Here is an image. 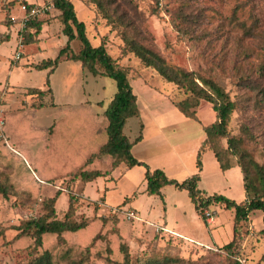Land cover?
<instances>
[{"label":"rangeland","instance_id":"rangeland-1","mask_svg":"<svg viewBox=\"0 0 264 264\" xmlns=\"http://www.w3.org/2000/svg\"><path fill=\"white\" fill-rule=\"evenodd\" d=\"M51 1L23 0L45 6ZM71 2L91 45L103 44L107 54L129 70L139 117L128 119L123 133L142 165H120L88 183L74 177L89 151L107 140L99 133L116 84L64 56L50 75L35 69L41 61L54 60L67 43L56 10L31 20L18 34L10 30L0 43V109L10 145L0 142V177L12 187L6 198L0 195V264H28L44 250L51 252L54 264H264L260 210L233 232L234 211L222 205L208 207L215 215L209 225L186 190L167 185L158 196L144 192L148 168L162 170L177 182L198 175L197 188L207 196L218 194L238 204L245 200L235 158H230V169L221 171L212 152L205 151L199 157L201 170L196 167L203 127L215 120L211 104L199 103L197 121L184 117L173 105L184 99V92L125 48L119 19L124 15L139 30L133 34L136 39L167 64L211 78L228 93L236 106L229 136L247 126L253 139L246 148L264 165V0H99L102 9L88 0ZM18 3L0 0V40L19 24L11 20L22 14ZM179 10L182 16L197 15V23L182 21ZM30 23L41 24L37 37L33 29L26 32ZM69 47L77 53L81 44L74 40ZM34 88L43 93L33 94ZM221 144L226 147V140ZM50 202L54 218L84 223V231L62 239L43 237L42 246L35 247L22 228L28 220L47 216ZM108 207L137 211L139 220L107 213ZM232 240V249L225 250Z\"/></svg>","mask_w":264,"mask_h":264},{"label":"trees","instance_id":"trees-1","mask_svg":"<svg viewBox=\"0 0 264 264\" xmlns=\"http://www.w3.org/2000/svg\"><path fill=\"white\" fill-rule=\"evenodd\" d=\"M88 1L95 4L98 9H102L99 0ZM24 3L26 4V2ZM51 3L54 10L58 12L57 19L62 25V33L66 36L67 43L65 47L59 50V55L54 60L47 59L41 61L35 69L39 71L48 70V75H50L55 70L60 58L64 56L65 61L78 62L82 70H87L94 76L108 77L116 84V92L103 113L104 127L101 128V133H99H105L107 140L101 145H97L98 148L96 150L89 151L82 160V164L78 167L79 169L74 173V177H79L80 180L88 183L109 175L110 170L113 171L120 165L127 168L142 165L141 162H138L132 156L131 148L133 144L123 133L126 121L130 118L139 117L137 97L133 93L129 82V70L120 67L107 54L103 44L98 46L91 45L85 31V24L78 20L71 0H52ZM179 15L182 21L188 20L185 23H197V15L191 18L188 15L182 16L181 10H179ZM119 19L125 29L122 35L125 48L133 53L145 67L154 69L165 82L174 84L179 90L184 92V99L173 103L174 107L184 117L197 121L195 109L199 106V103L205 101L211 104L215 120L203 127L205 137L197 153L196 167L199 171L201 170L199 157L201 152L205 151L212 152L221 171L230 169L233 166L230 158H235V166L241 172L245 200L243 203L238 204L218 194L207 196L197 188L198 175H192L182 182H177L168 178L162 170H150L148 168L145 169L144 173V192L148 196H158L161 194L160 190L167 185L186 190L188 197L205 224L207 222L203 210L208 209L212 203L222 205L224 209L234 211L233 232H235V228L239 223L247 221L248 216L253 211L260 210L264 226V165L257 163L246 148L247 142L251 141L253 136L247 126H241L239 134L234 137L229 136L227 131L230 115L236 108L235 102L211 78H205L193 71H187L183 68L167 64L158 53L136 39L133 34L138 35L140 32L124 15H121ZM11 20L14 24L19 23L15 22L16 20H13L12 17ZM40 26V23H30L25 27L26 32H28V29H33L34 36L37 37L40 33ZM241 27L243 28V26ZM7 37L8 35L4 36L0 40V43H3ZM74 40L79 41L81 44V49L77 53L69 51V43ZM33 91V94L43 93L41 90L35 88ZM261 100H264V92L261 93ZM90 126L94 131H99L91 121ZM4 133L6 139H8L6 135V121ZM140 138L137 137L134 142H138ZM222 140H226V147L222 146ZM0 142L3 145L5 144L2 140ZM92 148L95 149L96 147ZM14 151L12 150L17 155V151ZM92 158L98 160L95 163H91ZM53 159H55V156L52 154ZM100 161L102 163L97 165ZM82 167L84 168L81 169ZM11 188L10 182L0 177V195L6 198L10 195ZM51 202L48 205L50 212L47 216L38 218L37 220H28L23 225L22 229L29 232L33 237L35 247L42 246L43 237L62 239L63 235L77 234L84 231V223L71 221L67 217L65 220L54 218L53 208L50 207ZM261 232L264 234V228ZM233 244L234 241L232 240L223 248L230 251ZM260 260L261 262L264 260V251L261 254ZM28 264H54L53 256L50 251L44 250L39 256L31 259ZM153 264H166V262L161 263L160 261H156ZM235 264L239 263L235 262Z\"/></svg>","mask_w":264,"mask_h":264},{"label":"built area","instance_id":"built-area-1","mask_svg":"<svg viewBox=\"0 0 264 264\" xmlns=\"http://www.w3.org/2000/svg\"><path fill=\"white\" fill-rule=\"evenodd\" d=\"M19 9L22 12V17L20 18L19 24L21 27H24L28 22L31 20H34L38 18L40 15L44 14L46 11L53 10V4L50 3L48 5H27L23 2V0H19ZM15 20L16 18H12ZM21 47V45H20ZM15 58L19 59L20 58V53L15 54ZM4 126H5V120L3 117V112L0 109V140H2L5 144L8 145V141L6 139L5 133H4ZM107 213L110 214H117L118 212H121V214H124L125 217L129 220H139L136 211L130 210V209H125V208H120V207H108L107 208ZM203 214L205 216L207 224H213L215 215L210 212L208 209L203 210ZM159 230H163L161 227H156ZM242 263V262H241Z\"/></svg>","mask_w":264,"mask_h":264},{"label":"crops","instance_id":"crops-1","mask_svg":"<svg viewBox=\"0 0 264 264\" xmlns=\"http://www.w3.org/2000/svg\"><path fill=\"white\" fill-rule=\"evenodd\" d=\"M21 15H22V14H21ZM21 15H20V16H16V18L20 19V18L22 17ZM57 16H58V14H57ZM20 28H21L20 24H16L15 27H10L9 30L5 32V34H6V35H10V34H11V31H14V32H16V34H18V31H19ZM10 30H11V31H10ZM0 35H2V34H0ZM199 190H200V189H199ZM200 191H202V192H203L204 194H206V195L209 194V193L205 192L204 190H200ZM136 212H137V211H136ZM178 236H180V235H178ZM183 236H184V237H183L184 239H185L186 237H187L186 239L190 238V237H188L187 235H183ZM180 237H182V236H180ZM188 240H189V239H188ZM190 241H191V240H190Z\"/></svg>","mask_w":264,"mask_h":264}]
</instances>
